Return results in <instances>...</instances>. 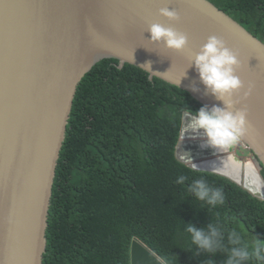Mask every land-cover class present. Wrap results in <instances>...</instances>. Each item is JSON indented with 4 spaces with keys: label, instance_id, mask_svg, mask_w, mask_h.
Returning a JSON list of instances; mask_svg holds the SVG:
<instances>
[{
    "label": "water",
    "instance_id": "1",
    "mask_svg": "<svg viewBox=\"0 0 264 264\" xmlns=\"http://www.w3.org/2000/svg\"><path fill=\"white\" fill-rule=\"evenodd\" d=\"M164 8L178 19L162 16ZM152 24L183 34L185 48L153 42ZM211 36L239 61L242 88L230 103L231 111L246 112L247 131L225 151L194 148L203 134L186 131L196 116L185 113L176 157L264 201V43L218 6L208 0H0V264H44L57 169L86 75L104 60H118L121 69L135 66L203 107L224 108L195 68ZM227 163L239 166L240 181L219 170ZM131 264L167 263L136 238Z\"/></svg>",
    "mask_w": 264,
    "mask_h": 264
},
{
    "label": "trees",
    "instance_id": "2",
    "mask_svg": "<svg viewBox=\"0 0 264 264\" xmlns=\"http://www.w3.org/2000/svg\"><path fill=\"white\" fill-rule=\"evenodd\" d=\"M211 2L264 43V0ZM201 108L188 93L135 66L121 69L118 60L86 75L57 169L44 264H131L136 238L167 264H228L233 247L251 253L254 242L264 243L263 200L176 157L184 114ZM198 180L221 191L224 202L199 201L191 192ZM210 224L218 232L212 252L187 231Z\"/></svg>",
    "mask_w": 264,
    "mask_h": 264
},
{
    "label": "clouds",
    "instance_id": "3",
    "mask_svg": "<svg viewBox=\"0 0 264 264\" xmlns=\"http://www.w3.org/2000/svg\"><path fill=\"white\" fill-rule=\"evenodd\" d=\"M161 15L170 21L178 19L177 13L167 8L161 9ZM149 32L153 42L162 41L167 49L173 51H182L187 44V38L183 34L160 24H152ZM238 67L237 56L225 46L223 40L215 36L209 37L195 56V68L202 83L212 95L225 102V107L201 108L186 131H190L193 136L202 132L207 145L221 151L238 143L247 131L246 112L231 111V97L242 88V82L235 74ZM191 192L199 201L211 206L224 202L223 193L219 190L213 191L204 180L196 181ZM187 231L192 236V242L200 249L212 252L216 247L218 232L215 226L210 224L205 231L189 225ZM232 236L234 237L232 243L239 244L240 238L237 233L233 232ZM231 256L228 264H244L249 259H254L257 264H264V243L254 242L251 253L247 248L233 247Z\"/></svg>",
    "mask_w": 264,
    "mask_h": 264
},
{
    "label": "bare ground",
    "instance_id": "4",
    "mask_svg": "<svg viewBox=\"0 0 264 264\" xmlns=\"http://www.w3.org/2000/svg\"><path fill=\"white\" fill-rule=\"evenodd\" d=\"M203 134V133H202ZM201 143L198 144L197 146H195L194 148H201V149H207V150H212V151H216V150H219V149H214V148H211L207 145V141H206V138L202 137ZM226 163V162H225ZM219 170L235 179H237L238 181H240V178H239V166L234 164V163H227V164H223V165H220L219 167ZM248 175H249V182L254 184L255 186V189L257 187H259V182L257 181V174L255 173L254 171V168L252 165L249 166V169H248Z\"/></svg>",
    "mask_w": 264,
    "mask_h": 264
},
{
    "label": "rangeland",
    "instance_id": "5",
    "mask_svg": "<svg viewBox=\"0 0 264 264\" xmlns=\"http://www.w3.org/2000/svg\"><path fill=\"white\" fill-rule=\"evenodd\" d=\"M208 1H211V0H208ZM241 147L246 148V146H241ZM246 149H247V148H246ZM243 151H244V149H241V152H243ZM241 152H239V154H240L242 157H251L250 153H248V154H243V153H241Z\"/></svg>",
    "mask_w": 264,
    "mask_h": 264
},
{
    "label": "flooded vegetation",
    "instance_id": "6",
    "mask_svg": "<svg viewBox=\"0 0 264 264\" xmlns=\"http://www.w3.org/2000/svg\"><path fill=\"white\" fill-rule=\"evenodd\" d=\"M252 156V155H251ZM254 157V156H253Z\"/></svg>",
    "mask_w": 264,
    "mask_h": 264
}]
</instances>
